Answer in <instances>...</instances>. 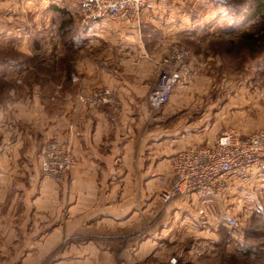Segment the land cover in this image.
Instances as JSON below:
<instances>
[{"label":"crops","instance_id":"crops-1","mask_svg":"<svg viewBox=\"0 0 264 264\" xmlns=\"http://www.w3.org/2000/svg\"><path fill=\"white\" fill-rule=\"evenodd\" d=\"M76 2L0 0V46L9 11L34 16L50 7L76 20ZM187 3L152 0L141 28L109 19L85 26L78 43L94 49L96 37H107L112 52L102 64L112 67L105 70L101 56L86 55L78 64L77 93L60 95L58 111L46 109L28 88L3 101L6 107L2 102L0 264H240L248 258L239 228L216 212L222 202L182 196L165 204L159 196L173 157L195 145L174 142L163 116L147 103L164 40L190 33ZM99 87L119 96L118 113L78 103V93ZM51 138L72 139L77 158L59 182L40 176V154ZM72 236L76 242L62 248ZM59 247V257L47 263Z\"/></svg>","mask_w":264,"mask_h":264},{"label":"rangeland","instance_id":"rangeland-1","mask_svg":"<svg viewBox=\"0 0 264 264\" xmlns=\"http://www.w3.org/2000/svg\"><path fill=\"white\" fill-rule=\"evenodd\" d=\"M218 1L188 0L190 33L169 35L164 40V53L180 43L192 55V79L182 82L160 110L152 108L163 116L165 133L182 144H206L230 128L250 134L264 127V13L248 23L239 22L233 19L234 12L221 9ZM227 1L239 14L252 5V0ZM9 13L3 17L4 43L0 46V74L4 76L0 78V105L23 95L28 88L39 93L46 109L58 111L62 105L60 95L77 93L81 71L78 64L86 55L101 56L100 67L105 70L112 67L102 64L112 52L107 37H96L94 49L78 43L85 27L78 15L75 20L50 7L36 11L34 16ZM158 75L159 68L153 86ZM50 140L54 139L46 144ZM239 184L231 197L220 201L221 208L216 212L221 218L238 220L244 241L261 251L259 257L247 258L240 264H264V212L257 213L264 208V180L259 177L234 185ZM75 242L72 236L62 243V248ZM59 251L60 247L50 254L47 263L58 258Z\"/></svg>","mask_w":264,"mask_h":264},{"label":"built area","instance_id":"built-area-1","mask_svg":"<svg viewBox=\"0 0 264 264\" xmlns=\"http://www.w3.org/2000/svg\"><path fill=\"white\" fill-rule=\"evenodd\" d=\"M78 20L82 26L109 19L141 28L144 10L152 0H76ZM156 84L148 94L151 108L160 110L172 98L175 89L193 77L192 55L183 44L170 47L160 62ZM77 82V77L73 78ZM81 106L118 113L119 96L110 88L99 87L77 95ZM40 176L60 181L77 165L73 140H50L40 154ZM264 180V127L250 134L235 128L222 131L212 143L190 146L171 161L170 173L161 178L160 199L170 204L188 196L200 202L223 201L237 182ZM36 178V176H32ZM227 225L239 228V222L226 217ZM178 264H194L180 262Z\"/></svg>","mask_w":264,"mask_h":264},{"label":"trees","instance_id":"trees-1","mask_svg":"<svg viewBox=\"0 0 264 264\" xmlns=\"http://www.w3.org/2000/svg\"><path fill=\"white\" fill-rule=\"evenodd\" d=\"M218 4L220 6L221 9H229V13L231 14V11L234 15V18L236 21L239 22H250L255 20L257 17H259L260 15H262L264 13V0H252V5L247 8V10L243 11L241 14L237 13L238 11H233L232 8L234 7V4L232 2H228L227 0H219ZM235 21V22H236ZM248 36H252L254 38L253 35H248ZM3 64V62H0ZM0 78L3 79L4 76L3 74H0ZM264 212V208H261L259 210H257V213H262ZM264 226V225H263ZM264 229V228H263ZM264 253V252H263ZM261 254V251L258 250L257 247L253 248L252 245L249 246V244L247 245V248L245 249L244 255L246 257H251L252 255L255 257H259Z\"/></svg>","mask_w":264,"mask_h":264}]
</instances>
